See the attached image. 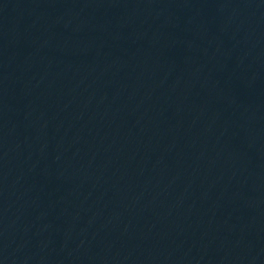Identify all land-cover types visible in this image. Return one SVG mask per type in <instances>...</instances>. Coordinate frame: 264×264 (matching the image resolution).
<instances>
[{
  "label": "water",
  "instance_id": "water-1",
  "mask_svg": "<svg viewBox=\"0 0 264 264\" xmlns=\"http://www.w3.org/2000/svg\"><path fill=\"white\" fill-rule=\"evenodd\" d=\"M264 78V0H232Z\"/></svg>",
  "mask_w": 264,
  "mask_h": 264
}]
</instances>
